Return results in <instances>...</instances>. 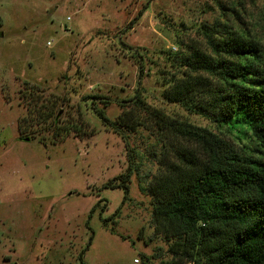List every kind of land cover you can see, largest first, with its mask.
<instances>
[{
  "label": "rangeland",
  "instance_id": "obj_1",
  "mask_svg": "<svg viewBox=\"0 0 264 264\" xmlns=\"http://www.w3.org/2000/svg\"><path fill=\"white\" fill-rule=\"evenodd\" d=\"M244 5L255 16L264 10V0ZM218 15L213 0H0V264L171 260L154 234L150 197L139 189L158 173L155 129H122L123 139L94 113L114 122L132 111L135 123L147 125L145 110L132 109L138 97L218 133L162 96L163 76L175 70V42L196 40L199 27ZM50 98L61 101L64 127L84 123L89 136L71 131L54 143L43 127L19 134L27 108ZM131 155L138 174L124 200L122 187L104 186L126 173Z\"/></svg>",
  "mask_w": 264,
  "mask_h": 264
},
{
  "label": "trees",
  "instance_id": "obj_2",
  "mask_svg": "<svg viewBox=\"0 0 264 264\" xmlns=\"http://www.w3.org/2000/svg\"><path fill=\"white\" fill-rule=\"evenodd\" d=\"M213 1L215 21L199 27L196 40L175 42V70L163 76L162 96L218 133L146 107L138 97L130 100L132 109L145 110L147 125L135 123L132 111L114 122L102 111L94 113L123 139L122 129H155L158 150L151 156L158 173L146 186L139 182V189L150 197L154 234L168 244L171 260L160 264H264V10L255 16L244 0ZM59 103L50 98L27 108L19 134L43 127L54 143L71 131L89 136L84 123L64 127ZM26 137L21 140L35 139ZM128 164L124 175L104 186L122 187L124 200L138 174L134 158ZM141 259L149 263V257Z\"/></svg>",
  "mask_w": 264,
  "mask_h": 264
},
{
  "label": "built area",
  "instance_id": "obj_3",
  "mask_svg": "<svg viewBox=\"0 0 264 264\" xmlns=\"http://www.w3.org/2000/svg\"><path fill=\"white\" fill-rule=\"evenodd\" d=\"M48 45H49V43H48ZM134 262H135V263H138V260H135Z\"/></svg>",
  "mask_w": 264,
  "mask_h": 264
}]
</instances>
